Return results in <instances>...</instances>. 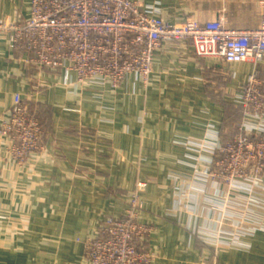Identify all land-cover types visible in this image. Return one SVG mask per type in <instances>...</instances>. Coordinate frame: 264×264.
<instances>
[{
  "label": "crops",
  "instance_id": "crops-1",
  "mask_svg": "<svg viewBox=\"0 0 264 264\" xmlns=\"http://www.w3.org/2000/svg\"><path fill=\"white\" fill-rule=\"evenodd\" d=\"M31 1L0 0V23L26 21ZM142 1L172 23L224 11L228 27L254 29L264 17V0ZM25 56L0 30V124L20 94L45 132L44 150L24 166L7 157L9 137L0 132V264H90L83 238L99 235L105 217H124L141 181L154 264H264V202L233 190V218L249 213L243 223L223 216L222 224L199 191L183 189L210 174L211 152L201 145L232 139L244 122L249 134L264 128V116L238 103L250 74L264 80V60L204 59L191 40L168 41L147 79L130 74L115 88L100 76L80 81L28 66Z\"/></svg>",
  "mask_w": 264,
  "mask_h": 264
},
{
  "label": "built area",
  "instance_id": "built-area-1",
  "mask_svg": "<svg viewBox=\"0 0 264 264\" xmlns=\"http://www.w3.org/2000/svg\"><path fill=\"white\" fill-rule=\"evenodd\" d=\"M227 20V14L220 11L213 20L200 21L188 15L183 22L172 23L159 7L142 0H32L26 21L0 23V30L11 33L15 49H24L28 66L73 72L80 81L100 76L119 88L130 74L147 79L155 71L154 53L168 41L191 40L197 55L204 59L261 63L264 17L254 29L230 28ZM239 97L249 108L247 112L264 116V80L256 71L248 76ZM246 126L245 122L240 125L241 132L232 143L210 146V162L216 161L218 152H224L225 157L216 161L218 165L240 156L241 167H253L258 159L257 168L263 171L264 128L249 134ZM0 132L9 137L7 157L20 166L26 165L33 153L44 150L45 132L37 111L20 94L15 96ZM240 178L248 180L246 174ZM145 187L144 181L137 184L124 217H105L99 235L83 238L90 264H154L157 254L149 244L153 226L141 222L139 212Z\"/></svg>",
  "mask_w": 264,
  "mask_h": 264
},
{
  "label": "rangeland",
  "instance_id": "rangeland-1",
  "mask_svg": "<svg viewBox=\"0 0 264 264\" xmlns=\"http://www.w3.org/2000/svg\"><path fill=\"white\" fill-rule=\"evenodd\" d=\"M246 81L243 83L242 88L244 87ZM238 94L241 95V91ZM239 95H238V103L243 107V109L248 110L249 108L246 107L245 105L243 106L242 102L240 101ZM248 113H255V112L249 110ZM233 126H235L234 123H233ZM0 129H1V124H0ZM232 141L230 140V143H232ZM201 149H203L205 152L206 151L211 152L213 148L212 147L206 148V146L203 144L201 145ZM217 154L218 155L216 156L217 158L216 161H221L225 157L224 152H218ZM10 159L14 161L11 157ZM216 161H214V163L210 162L211 163L210 169H209L210 174L206 172V174L204 173L205 176L203 175L192 176L189 185H185L183 189L185 191H188L190 189L199 191L202 195V201L204 203L206 202V204H211L213 207L217 208V217L219 215L218 221L221 220L220 223L223 224V220L226 216L231 217L232 220L230 221V223L235 220L239 221L240 218H241L240 222H242V220L244 221L243 215L248 214L249 212L247 213L244 212L241 215L237 214L235 218H233L234 216H232L229 211L230 200L232 198L233 190L237 189V190H241V191H245L249 193V196H250L249 200L264 202V198H263L264 196V170L263 171L258 170L257 168L258 159L257 161L253 162L254 168L251 166L247 168L241 167L240 165L242 164L243 159L240 156H238L235 160H228L224 164H220V165H218ZM243 174L247 175L248 180L246 181L241 180L240 175H243ZM208 175H210L209 178L212 180L210 181L208 180L207 178ZM211 183H214L213 184L214 187L213 185L211 187ZM130 199L131 198H129V200ZM223 216L225 217L222 219ZM141 222H144V221H141Z\"/></svg>",
  "mask_w": 264,
  "mask_h": 264
},
{
  "label": "trees",
  "instance_id": "trees-1",
  "mask_svg": "<svg viewBox=\"0 0 264 264\" xmlns=\"http://www.w3.org/2000/svg\"><path fill=\"white\" fill-rule=\"evenodd\" d=\"M240 107H242L241 105H240ZM241 132V130H240V127H239V130H237L234 134V137L237 135V134H239ZM233 137V138H234ZM233 138L232 139H230L231 141L233 140ZM230 140H227V141H225V142H223L222 144L223 145H227V144H229L230 143Z\"/></svg>",
  "mask_w": 264,
  "mask_h": 264
}]
</instances>
